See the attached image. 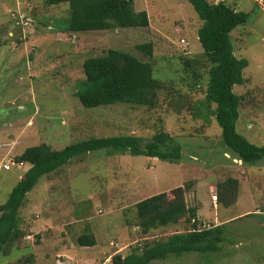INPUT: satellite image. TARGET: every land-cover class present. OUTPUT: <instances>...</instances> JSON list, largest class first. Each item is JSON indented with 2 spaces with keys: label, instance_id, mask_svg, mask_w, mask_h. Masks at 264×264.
Here are the masks:
<instances>
[{
  "label": "rangeland",
  "instance_id": "374dc122",
  "mask_svg": "<svg viewBox=\"0 0 264 264\" xmlns=\"http://www.w3.org/2000/svg\"><path fill=\"white\" fill-rule=\"evenodd\" d=\"M225 1L248 13L247 21L230 32L234 53L248 61L244 82L233 86L242 97L236 130L260 145L264 0ZM134 9L147 11L148 26L67 32L66 2L0 0V162L14 159L30 145L47 142L60 149L93 135L134 134L147 140L164 130L181 145L176 162L103 148L42 176L18 211L24 236L1 252L0 264H110L116 252L125 255L191 227L186 218L146 234L136 225L137 201L162 191L170 196L178 186L187 206L196 208L195 217H214L218 212L217 217L241 218H233L224 228L218 250L183 252L150 264H264V158L243 163L225 145L213 114L198 103L205 95V80L192 91L181 80L179 56L185 53L180 39L188 46L185 55H200L197 32L202 21L188 0H134ZM146 42L152 44L151 56L137 48ZM108 48L129 51L153 65V77L162 80L154 108L128 103L85 108L78 102L73 93L84 77L82 62ZM19 171L14 165L0 167V204L22 177ZM230 175H238L241 183L235 201L225 205L218 191ZM210 198L215 199L214 208ZM49 217L62 224L71 217H89L103 227L98 246L80 247L74 242L77 229L71 231L67 224L62 230L52 229ZM205 222L196 227L208 226L210 218ZM64 230L76 232L69 238Z\"/></svg>",
  "mask_w": 264,
  "mask_h": 264
},
{
  "label": "trees",
  "instance_id": "16d2710c",
  "mask_svg": "<svg viewBox=\"0 0 264 264\" xmlns=\"http://www.w3.org/2000/svg\"><path fill=\"white\" fill-rule=\"evenodd\" d=\"M47 4L66 2L69 7L68 25L65 31L79 32L109 29L113 27H146L149 16L146 10L136 11L134 0H44ZM202 25L197 38L202 46L200 55H180L182 63L181 80L189 90H195L205 80V95L198 103L212 113L220 127V135L227 147L236 153L243 163H256L264 158V143L255 144L236 130L241 96L233 91L235 84L244 82L243 69L248 65L244 57L234 53L230 32L247 21L248 13L237 10L225 0H188ZM137 48L151 56L152 44L141 43ZM153 65L135 54L108 48L103 53L89 56L82 62L84 77L76 83L74 96L85 108L107 106L115 103L154 108L158 104V92L162 80L153 77ZM214 104V108H210ZM195 115L198 112L194 113ZM110 153L142 154L176 162L181 155V145L166 131L158 130L149 139L143 140L134 134L100 135L69 143L60 149H53L47 142L25 147L15 155L16 161L30 166L23 173L0 204V254L7 247L24 236L20 228L18 211L26 194L44 176L56 171L72 158L98 149ZM238 179L230 177L219 187L220 200L229 205L235 201ZM181 186L168 192L162 191L145 197L134 204L136 225L143 234L160 226L188 219L191 227L175 231L165 238L147 243L125 255L116 252L110 264H150L183 252L216 251L224 240L222 225L196 227V208L187 206ZM230 194V195H227ZM217 197V196H216ZM253 214L247 213L243 216ZM188 215V217H184ZM76 230L75 225L70 228ZM78 230V229H77ZM76 230V231H77ZM75 231V232H76ZM74 232V233H75ZM72 236L74 233L69 232ZM74 242L79 246L96 243L91 233L84 229L77 232Z\"/></svg>",
  "mask_w": 264,
  "mask_h": 264
},
{
  "label": "crops",
  "instance_id": "0c3cea01",
  "mask_svg": "<svg viewBox=\"0 0 264 264\" xmlns=\"http://www.w3.org/2000/svg\"><path fill=\"white\" fill-rule=\"evenodd\" d=\"M29 166L30 165L28 163H24V164L18 166L19 170H20L19 174H18L19 178L23 175V173L26 171V169H28ZM230 177L238 179V182L241 183V179L239 178L238 175H230ZM210 200H211V206H212V208H214L215 199L210 198ZM213 214H214V217H194L193 220H196L197 223H205L206 224V222H205L206 218H210L211 224H208L209 226L222 225V230L224 231V228L227 226V224L229 222L233 221V218H236V219L241 218V217H217L218 212L213 213ZM242 215H244V214H242ZM49 219L52 220L51 222L48 223L52 229L53 228H60V230H62V229H64V226L66 224L69 225L70 228H72L75 225V228L78 229V231L84 229V231H87L88 233H91L94 236V238L96 240V243L94 245H92V246H80V247H82V248H85V247L96 248L98 246L97 245V235H98V233L103 232V230H102L103 227L99 228V227L95 226L94 223L92 221H90L89 217L83 218L84 220L82 218L77 219L76 217H71L67 223H63L64 225L59 220H55L53 217H49ZM80 219L84 221V222L82 221L83 222L82 225L79 223ZM58 222H60L59 225H58ZM71 231H72V229H71ZM64 232H65V234H67V237L70 238V236H71L69 233L70 231L64 230Z\"/></svg>",
  "mask_w": 264,
  "mask_h": 264
},
{
  "label": "built area",
  "instance_id": "2783aa9c",
  "mask_svg": "<svg viewBox=\"0 0 264 264\" xmlns=\"http://www.w3.org/2000/svg\"><path fill=\"white\" fill-rule=\"evenodd\" d=\"M180 42L182 43L183 52L187 53L188 52V48H187L185 40L184 39H180ZM21 164H23L22 161H16L14 159L9 158L8 162H1L0 163V167L3 168V169H9L13 165H21ZM212 197L216 198L215 195H213Z\"/></svg>",
  "mask_w": 264,
  "mask_h": 264
},
{
  "label": "clouds",
  "instance_id": "9594fccd",
  "mask_svg": "<svg viewBox=\"0 0 264 264\" xmlns=\"http://www.w3.org/2000/svg\"><path fill=\"white\" fill-rule=\"evenodd\" d=\"M187 48H188V46H187ZM183 50V49H182ZM14 160H15V158H14ZM241 160V159H240ZM1 163V162H0ZM25 162H23V164H24ZM22 165V164H21ZM14 166H20V165H14ZM10 169V168H9ZM194 218H192L191 219V222H194V221H196V220H193ZM209 226V225H208ZM208 226H204V227H208ZM197 228H199V227H197ZM203 228V227H202ZM201 229V228H200Z\"/></svg>",
  "mask_w": 264,
  "mask_h": 264
}]
</instances>
